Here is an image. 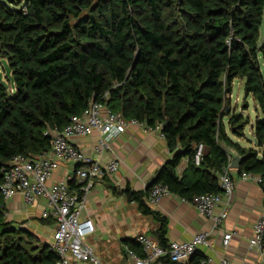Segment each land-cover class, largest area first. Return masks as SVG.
Instances as JSON below:
<instances>
[{
  "label": "trees",
  "instance_id": "1",
  "mask_svg": "<svg viewBox=\"0 0 264 264\" xmlns=\"http://www.w3.org/2000/svg\"><path fill=\"white\" fill-rule=\"evenodd\" d=\"M262 23L264 0H0V57L12 78L10 89L0 84V181L13 155L48 152L44 131L62 128L93 101L145 127L166 121L160 133L172 154L153 183L183 199L221 191L218 173L229 160L222 144L244 156L239 170L264 177ZM235 78L258 107L252 129L261 150L227 135L224 118L236 136L250 122L230 110ZM198 143L205 151L196 165ZM183 156L188 171L177 175ZM150 186L119 193L159 223L153 233L166 246L167 219L149 207ZM6 211L0 193V264H54L49 244ZM205 260L195 251L182 264Z\"/></svg>",
  "mask_w": 264,
  "mask_h": 264
},
{
  "label": "built area",
  "instance_id": "2",
  "mask_svg": "<svg viewBox=\"0 0 264 264\" xmlns=\"http://www.w3.org/2000/svg\"><path fill=\"white\" fill-rule=\"evenodd\" d=\"M23 1V0H22ZM24 9V7H23ZM129 124H144L133 118H125L120 112L109 109L103 101H93L80 113L72 114L62 128L46 129L44 134L50 137L48 152L37 156L22 153L13 155L6 167L2 169L0 193L6 206V216L9 215V203L19 196L24 207L31 206L37 198L45 201L38 216L52 219L55 227L52 231L49 249L56 254L54 264H105L94 253L85 241L86 236L93 233L94 223L88 217H82L89 191L96 181L105 174H113L119 167L116 157L104 162L101 156L111 150L112 140L125 130ZM160 125L145 127L160 130ZM96 131L98 137L93 146L94 155L78 149L73 139L87 136ZM162 136V134H161ZM205 151L202 143L195 146L193 162L198 165ZM64 161L71 165L70 174L66 179L49 183L53 172ZM222 166L218 173L219 193H201L194 195L189 201L199 215L211 222L212 228H219L226 217L225 210L216 212L215 207L221 196L229 198L234 190L235 180H250L257 184L264 182V177L249 171L239 170L229 163ZM72 180L75 187L68 183ZM170 194L167 185L151 184L146 201L156 203L164 195ZM186 200V199H185ZM235 230H222L221 245L228 247ZM208 232L194 234L187 241L173 240L160 245L145 234H137L134 240L140 245L137 252L127 244L123 246L126 257L125 264H182L197 251L201 245L210 246ZM247 246L255 249L260 259L264 261V213L253 222L251 235ZM207 264L211 259L207 258ZM222 264H228L227 259H221Z\"/></svg>",
  "mask_w": 264,
  "mask_h": 264
},
{
  "label": "crops",
  "instance_id": "3",
  "mask_svg": "<svg viewBox=\"0 0 264 264\" xmlns=\"http://www.w3.org/2000/svg\"><path fill=\"white\" fill-rule=\"evenodd\" d=\"M239 80L243 86V80ZM233 81L231 92L228 95L230 110L243 114L248 106L246 98H252V96L244 94L242 105L239 107V97L233 98L232 96ZM253 102L257 115L258 107L254 100ZM224 123L226 125V118H224ZM229 132H227L228 136ZM97 137V132L93 131L87 136L74 138L72 141L78 149L94 155L93 146ZM229 137L238 143L241 141L232 133ZM254 144L244 147L258 148ZM171 154L160 130L147 129L139 124H129L112 140L111 150L101 156V160L104 162L116 157L119 160V167L115 173L105 174L96 181L88 193L82 217H88L93 221V234L95 232L104 233L105 228H108L106 225L110 222L113 225L115 231L113 236L111 235L112 239L106 241V244L99 240L100 237L96 241L88 243L103 263L109 257L108 261H111L112 264H125L126 257L123 246L126 238L134 239L137 234H145L157 241L153 231L159 223L151 216L141 214L135 202L129 201L128 207L132 210L124 209L126 205L124 202L121 203L122 200L114 197L110 188L119 185L121 188L128 186L132 190L146 189L147 180L169 160ZM188 162L187 156L181 157L176 166L177 175H180L185 169L187 170ZM59 163V167L51 175L49 183L66 179L70 174L71 165L64 161ZM148 205L167 219L165 234L167 243L173 240L187 241L196 233L208 232L210 246L201 245L197 248V252L204 255L206 259L210 258L211 264H222V258L227 259L228 264H264L256 250L247 246L254 220L264 213V184L237 178L232 195L229 198L221 196L220 202L215 207L216 212L225 210L226 217L219 228L214 229L211 222L199 215L189 201L171 192L161 197L156 203H148ZM44 206L45 201L42 198H37L31 206L24 207L17 195L9 203L8 212L11 215H16L17 212L25 215L39 214L40 209ZM135 212L139 213V217H135ZM41 223L47 224L51 232L55 227L52 219ZM227 229L235 230L236 234L231 238L228 247L223 248L221 245L222 230ZM134 250L140 253V245L136 246Z\"/></svg>",
  "mask_w": 264,
  "mask_h": 264
},
{
  "label": "rangeland",
  "instance_id": "4",
  "mask_svg": "<svg viewBox=\"0 0 264 264\" xmlns=\"http://www.w3.org/2000/svg\"><path fill=\"white\" fill-rule=\"evenodd\" d=\"M258 41L259 43L264 42V23H262L259 28V40ZM260 64H261L262 69H264V57L262 56H260ZM0 84L5 85L9 89L12 85V78H11L9 68L7 66L6 59L1 58V57H0ZM232 96L233 98H235L236 96L239 97L238 105L240 107L242 105L241 102L244 99V90H243L242 82H240L238 78H235L233 81ZM246 99H247L248 106L247 108H245V112L243 113V115L248 116L250 122L249 124L245 125L243 129V135L242 136L235 135V137H238L241 140L239 143L243 144L242 146H251L255 143L251 126H253L256 113L254 110L255 105H254L253 99L252 98H246ZM225 128L227 132H229V127L227 124L225 125ZM229 136H231L230 132H229ZM113 187H114L113 189H115L116 192H114L112 188H110V190L113 191L112 193L115 195L114 197L119 200H122L121 201L122 204L124 202V205L127 206V207L123 206L124 209H131L128 207L130 202L126 199L125 195L119 193L120 189L122 188L119 185H114ZM135 217H139V213H136ZM7 219L13 220L16 224H19L23 227L28 228L29 230L34 232L36 235H38L39 239L42 240L43 242L48 243L51 241L52 232L50 228L47 226V224H43L39 221L38 213L25 215L24 213L18 214L17 212L16 215L9 214L7 216ZM106 227L108 228L107 229L105 228L104 233L103 232H101L100 234L97 232H95L94 234L91 233L88 236H86L85 241L87 243H92L93 241H96L98 237H100L101 239L99 240L102 243L106 244L105 243L106 241L112 239L113 233L115 231L111 222L107 224ZM109 259H110L109 257L106 258L105 264H112L111 261H108Z\"/></svg>",
  "mask_w": 264,
  "mask_h": 264
},
{
  "label": "water",
  "instance_id": "5",
  "mask_svg": "<svg viewBox=\"0 0 264 264\" xmlns=\"http://www.w3.org/2000/svg\"><path fill=\"white\" fill-rule=\"evenodd\" d=\"M165 123L166 121L161 124V127H163ZM222 147L224 148V150L229 156L230 165L233 167H239L244 156L240 155L234 148L226 146L225 144H222ZM156 177H157V174L156 173L153 174L145 183V188L149 187L156 180Z\"/></svg>",
  "mask_w": 264,
  "mask_h": 264
}]
</instances>
